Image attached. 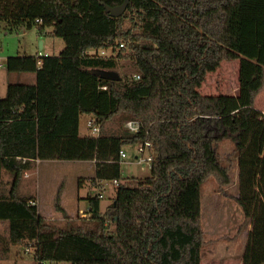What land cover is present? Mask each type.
Returning a JSON list of instances; mask_svg holds the SVG:
<instances>
[{"label": "trees", "instance_id": "16d2710c", "mask_svg": "<svg viewBox=\"0 0 264 264\" xmlns=\"http://www.w3.org/2000/svg\"><path fill=\"white\" fill-rule=\"evenodd\" d=\"M124 1L0 0L10 30L51 27L65 41L58 56L7 59L9 72L36 81L9 83L0 98V179L9 175L10 185L0 190V259L33 243L38 262L50 264H201V187L210 177L232 182L218 151L228 139L241 182L235 201L252 225L242 261L264 264V113L254 106L264 87V29L242 15L243 0H129L111 16L106 5ZM109 47L115 55L86 53ZM235 60L237 93H203L208 75ZM82 114L100 124L99 135L80 134ZM117 117L140 121L139 129L104 133ZM146 141L151 176L122 178L119 151ZM38 160L93 161L92 180H119L113 202L101 212V199L89 195V219L46 220L35 195L22 191Z\"/></svg>", "mask_w": 264, "mask_h": 264}, {"label": "rangeland", "instance_id": "374dc122", "mask_svg": "<svg viewBox=\"0 0 264 264\" xmlns=\"http://www.w3.org/2000/svg\"><path fill=\"white\" fill-rule=\"evenodd\" d=\"M242 15L247 18H256L258 27L264 29V0H243ZM50 31L51 27H46L41 34L37 25L10 30L6 23L0 20V98L6 96L9 83H35L34 75L30 72L22 74L8 71L7 59L10 56H58L63 51L65 41L61 37L50 35ZM41 41L45 43V46L41 45ZM95 51L91 49L90 53ZM109 54H112V49H104V55ZM238 87L239 61H225L216 72L208 75L202 92L235 94ZM254 106L259 110L264 108V93L255 98ZM91 119L94 118L89 114L80 116L81 135H96L90 130L91 127L88 124ZM126 121L123 122L117 117L106 121L102 129L107 134L117 132L126 128ZM139 145L137 143L125 147L127 157L121 161L122 178L151 176L148 164L140 165L135 160ZM233 150L234 145L228 139L220 142L218 146L221 162L230 167L232 182L221 187L214 177H210L201 187V222L205 232L201 264H242L252 225L250 219L245 220L240 206L235 201V198L239 196L241 182ZM71 164H75V167ZM94 168L93 162L45 160L30 170L32 173L28 178L29 183H22V186L28 188L30 194H34L38 199L39 203L37 200L35 203L46 220L55 222H62L69 218L77 220L79 219L78 209H86L90 206L89 193L96 196L99 192H103L100 201L101 212L106 210V206L112 203L115 196V185L111 181L104 180L103 188L91 184ZM81 177L83 181L80 180ZM60 200L62 203L64 201L65 208L70 213L60 209L62 208ZM106 224H111L109 217L106 218ZM4 226L6 227L5 224ZM4 231L3 225L0 224V233ZM35 253L32 247L26 248L24 245L15 244L12 245L8 255L0 259V264H38Z\"/></svg>", "mask_w": 264, "mask_h": 264}, {"label": "built area", "instance_id": "2783aa9c", "mask_svg": "<svg viewBox=\"0 0 264 264\" xmlns=\"http://www.w3.org/2000/svg\"><path fill=\"white\" fill-rule=\"evenodd\" d=\"M36 22L37 23H41V20L37 19ZM123 46H124V44L121 43L120 47H118L117 49H119V48H121ZM109 48L112 49V54L115 55L113 48L112 47H109ZM95 50L96 51L94 53H90V49H89V50L86 51V53L89 54V55H104V49H95ZM39 63H41V60L39 61ZM134 78L137 79V78H140V76L138 74H135ZM95 121H96L95 119H91V120H89L88 124L91 127L90 130L93 133H95L96 135H99L100 131H101V126H100V124H96ZM139 126H140V121H138V120H127L125 122V127L128 130H130V131H137L139 129ZM150 148H151V144L148 141H146L145 143L140 144L138 146L137 153L135 154V160H136L137 163H139L140 165L143 164V163H147L148 166L151 167L153 159H154V156L150 152ZM145 153H146V155H145ZM119 156H120V160L121 161H122V159L127 157V152H126V150L124 148H122L119 151ZM103 182H104L103 180L96 179V180H92L91 184L94 185V186H98L100 188H103ZM111 182L115 186H117L119 184V180H113ZM96 196H98L101 199L102 196H103V192H99ZM91 214H92V209L89 206L87 209L80 211L79 218L80 219H89L91 217ZM32 245H33V243H32ZM32 245L30 247L35 249V247L32 246ZM38 264H50V263L46 262V261H39Z\"/></svg>", "mask_w": 264, "mask_h": 264}, {"label": "crops", "instance_id": "0c3cea01", "mask_svg": "<svg viewBox=\"0 0 264 264\" xmlns=\"http://www.w3.org/2000/svg\"><path fill=\"white\" fill-rule=\"evenodd\" d=\"M255 20H257L256 18H254ZM42 42V41H41ZM42 44H43V46H45V43L44 42H42ZM24 73H28V72H23L22 74H24ZM30 73H32V72H30ZM34 76H33V78L35 79V81H36V74L35 73H32ZM264 88V87H263ZM261 93H264V90L262 89L259 93H258V95H257V97H259L260 95H261ZM257 97H256V99H257ZM260 111L261 112H263L264 113V108L263 109H260ZM45 161V160H44ZM46 161H59V160H46ZM39 162H41V161H37L36 162V165L39 163ZM82 162H93V161H82ZM73 163V162H72ZM94 163V162H93ZM71 165H75V164H71ZM75 167V166H74ZM73 167V168H74ZM95 167V166H94ZM93 171H94V169H93ZM32 172L31 171H28L26 174H25V177H24V179H23V184L25 183H29V180H28V178H30V174H31ZM6 176V177H5ZM9 180V175H7V174H3V176H2V178L0 179V190L1 189H3V187H5V188H9L10 187V185L9 184H7V181ZM81 181H83V179H82V177H81V179H80ZM90 181H91V179H90ZM22 191H24V192H26V193H29L30 194V192L28 191V188H23V186H22ZM89 195H91V193H89ZM88 195V196H89ZM36 200H37V202L39 203V201H38V199L36 198ZM113 202V201H112ZM60 203H61V207H62V210H64V211H66L67 213H70V211L68 210V209H66L65 208V204H64V201H63V203H62V200H60ZM109 206V204L106 206V208ZM39 208H40V206H39ZM87 209V208H86ZM81 210H85V209H78V212L80 213V211ZM40 211H41V209H40ZM0 224H2L3 225V227H4V230H5V226H4V224H3V222L2 221H0ZM0 235H7V231L5 230L4 231V233H0ZM238 237V236H237ZM242 264H243V261H242Z\"/></svg>", "mask_w": 264, "mask_h": 264}, {"label": "water", "instance_id": "95a60500", "mask_svg": "<svg viewBox=\"0 0 264 264\" xmlns=\"http://www.w3.org/2000/svg\"><path fill=\"white\" fill-rule=\"evenodd\" d=\"M128 5H129V0H125L122 4L117 5V6L106 5V9L110 13L111 16L118 17L126 11ZM41 45H42V42H41ZM95 72L99 74L101 77L108 79V80H120L121 79L120 73L116 70L97 69L95 70Z\"/></svg>", "mask_w": 264, "mask_h": 264}]
</instances>
